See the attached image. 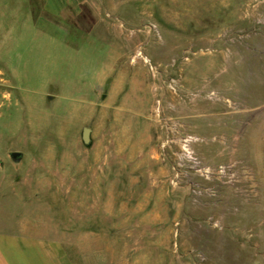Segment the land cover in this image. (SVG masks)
Instances as JSON below:
<instances>
[{"label": "rangeland", "instance_id": "rangeland-1", "mask_svg": "<svg viewBox=\"0 0 264 264\" xmlns=\"http://www.w3.org/2000/svg\"><path fill=\"white\" fill-rule=\"evenodd\" d=\"M0 234L264 264V0H0Z\"/></svg>", "mask_w": 264, "mask_h": 264}, {"label": "crops", "instance_id": "crops-1", "mask_svg": "<svg viewBox=\"0 0 264 264\" xmlns=\"http://www.w3.org/2000/svg\"><path fill=\"white\" fill-rule=\"evenodd\" d=\"M0 264H72L59 243L38 236L0 234Z\"/></svg>", "mask_w": 264, "mask_h": 264}, {"label": "water", "instance_id": "water-1", "mask_svg": "<svg viewBox=\"0 0 264 264\" xmlns=\"http://www.w3.org/2000/svg\"><path fill=\"white\" fill-rule=\"evenodd\" d=\"M88 129H89L88 127H84V129L81 130V139L84 144H87L89 142V135H88L89 130Z\"/></svg>", "mask_w": 264, "mask_h": 264}]
</instances>
